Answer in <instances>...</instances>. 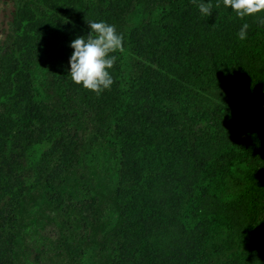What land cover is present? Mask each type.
Listing matches in <instances>:
<instances>
[{
	"label": "trees",
	"instance_id": "trees-1",
	"mask_svg": "<svg viewBox=\"0 0 264 264\" xmlns=\"http://www.w3.org/2000/svg\"><path fill=\"white\" fill-rule=\"evenodd\" d=\"M199 2L13 0L16 13L32 15L38 28L24 54L15 48L16 30L0 45V264H39L42 256L49 260L43 264H117L131 233L136 256L153 263L151 207L127 195L121 179L132 151L138 162L166 169L187 157L177 217L186 228L204 226L205 234L179 264H247L259 255L264 12L254 22L211 0L233 35L207 58L186 39L187 15ZM101 11L124 39L114 53L113 84L97 94L67 76L59 53L76 35L72 24ZM145 27L154 32L142 47L146 61L135 54ZM44 109L58 113L52 127ZM200 145L212 147L199 159ZM209 200L228 207L211 211ZM48 227L58 237L45 244Z\"/></svg>",
	"mask_w": 264,
	"mask_h": 264
},
{
	"label": "rangeland",
	"instance_id": "rangeland-1",
	"mask_svg": "<svg viewBox=\"0 0 264 264\" xmlns=\"http://www.w3.org/2000/svg\"><path fill=\"white\" fill-rule=\"evenodd\" d=\"M261 14L257 13L253 16L254 22L260 19ZM86 20H104L108 21V12L100 13L89 17ZM73 23L70 28L71 35H74L64 47L61 55V66L69 68L68 59L72 52L69 42L76 36L86 35L89 31L87 22ZM227 19L211 8L210 15L200 13L198 7L191 8L187 15L188 35L186 39L191 48L197 51L198 55H207L210 57L213 52L230 42L233 32L232 28L227 24ZM229 23V22H228ZM38 23L34 17L28 13L19 15L16 13L13 0H0V45L9 39V37L17 32V41L15 48L24 54V49H28L36 31ZM78 32V35H77ZM153 29L145 27L143 31L137 34V43L135 54L139 59L146 61V56L142 52V47L146 41L152 37ZM141 47H140V46ZM62 67V68H63ZM43 121L48 126H53L58 113L53 109L42 110ZM264 119V117H263ZM261 126L264 128V121ZM212 146L208 147L200 145L198 149L199 159L208 154ZM101 156V155H100ZM99 156V157H100ZM141 156L132 151L129 152L124 159L127 163L125 172L121 177L124 184V191L135 201H143L151 207L148 222L146 223L147 236L151 243V252L155 255L153 263H147L145 258H138L135 254L136 245L132 233L129 236V244L118 257L117 264H179L191 258L201 242L205 234V227L200 226L194 229L186 228L182 225L177 217L178 204L180 202V192L177 190V183H183L187 186L188 177V160L185 155H179L168 169L158 168L153 162H138ZM115 179H118L115 176ZM120 179V180H121ZM228 206L217 200H209L208 209L211 211L225 210ZM239 207H234L233 212L240 215ZM133 218L131 221H133ZM138 219V218H137ZM129 228L130 225H129ZM132 231V229H130ZM4 237H8L2 234ZM44 241H55L58 237L55 228L48 227L43 232ZM3 245L7 246L11 243L10 239H1ZM42 241L40 242V244ZM39 264L49 263L48 257H40ZM59 259L53 264H58ZM60 264V263H59ZM247 264H264V248L254 261Z\"/></svg>",
	"mask_w": 264,
	"mask_h": 264
},
{
	"label": "clouds",
	"instance_id": "clouds-1",
	"mask_svg": "<svg viewBox=\"0 0 264 264\" xmlns=\"http://www.w3.org/2000/svg\"><path fill=\"white\" fill-rule=\"evenodd\" d=\"M237 17L252 16L264 12V0H223ZM198 9L203 15L211 14V0H200ZM89 31L69 42L72 52L68 59L67 76L88 90L100 94L113 84L111 69L117 60L114 54L123 47V35L116 26L104 20H86ZM249 25L241 24L237 37L243 40Z\"/></svg>",
	"mask_w": 264,
	"mask_h": 264
}]
</instances>
